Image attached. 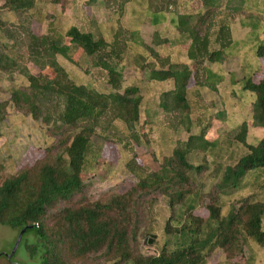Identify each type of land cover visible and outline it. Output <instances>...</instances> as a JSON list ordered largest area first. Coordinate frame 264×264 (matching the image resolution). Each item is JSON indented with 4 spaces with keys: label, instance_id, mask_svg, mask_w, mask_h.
Returning a JSON list of instances; mask_svg holds the SVG:
<instances>
[{
    "label": "trees",
    "instance_id": "trees-1",
    "mask_svg": "<svg viewBox=\"0 0 264 264\" xmlns=\"http://www.w3.org/2000/svg\"><path fill=\"white\" fill-rule=\"evenodd\" d=\"M53 1L60 3L62 0ZM128 1L103 2L107 7L123 10ZM202 1L205 11L181 15L178 25V29L192 40L189 57L195 67L187 63H172L168 68L142 64L148 69L151 80H173L174 88L163 91L159 106L166 111L178 110L183 126L189 132L191 80L215 90L212 83L200 77V73L206 71L203 63L222 62L227 57L224 49L209 50L211 22L222 0ZM164 2L176 4V0H149L154 10L163 8ZM36 3L37 0H4L3 7L23 13L34 9ZM257 14L264 16L263 11ZM4 23L0 13V27ZM252 24L259 30V19L255 18ZM226 29L221 27L220 31ZM28 36L31 60L41 72L31 73L27 67L20 66L16 57L0 48V81L5 74L11 76L17 70L25 75L28 86L13 89L11 102L17 108L27 109L36 120L53 124L59 144L55 153L16 173H5V166L0 161V224L19 232L27 228L24 236L33 232L38 242L27 244L32 255L41 246L42 264H73L67 253L76 259L101 253L109 260L106 264H208L209 256L216 250L236 255L250 242L264 250V182L242 197L233 198L232 202L223 199L253 186V181L245 180L248 175L264 173L262 64L244 78L243 89L256 95L251 119L242 122L235 134L236 141L245 147V151L224 170L216 185L218 192L205 195L202 190L194 189L197 184L194 174L209 170L208 152L219 144L207 136L206 126L198 134L190 133L185 142L174 148L172 155L165 157L159 169L144 171L138 166L133 167L138 181L126 193L105 201L90 202L84 196L87 183L83 174L93 154V137L109 139L99 131H106L116 120L133 128L142 116V89L138 85H126L123 71L128 41L136 34L121 27L114 40L109 42L99 30L72 25L65 33V41L52 33L41 35L29 31ZM140 42L149 47L144 41ZM229 43L230 40L224 39V46ZM79 49L92 67L106 73L103 88L77 83L58 62L57 56L61 55L82 69L72 53ZM256 55L264 59V40L257 46ZM140 59L145 58L140 55ZM6 105L0 103V122L6 117ZM251 126L263 129V135L256 143L248 140ZM193 152L202 154L201 162L192 160ZM150 194L163 196L170 215L163 228L164 241L153 234L156 252L145 255L136 246L140 231L136 222L139 196ZM205 196L209 199L205 203L208 215L201 216L195 212ZM61 203L65 205L55 213V222L49 226L50 210ZM228 204L231 207L224 214Z\"/></svg>",
    "mask_w": 264,
    "mask_h": 264
},
{
    "label": "rangeland",
    "instance_id": "rangeland-1",
    "mask_svg": "<svg viewBox=\"0 0 264 264\" xmlns=\"http://www.w3.org/2000/svg\"><path fill=\"white\" fill-rule=\"evenodd\" d=\"M103 1L62 0L60 3H55L53 0H37L36 7L31 11L16 13L3 7L4 0H0V13L5 21L0 27V48L16 57L21 67H27L31 73L38 74L41 70L31 60L28 48L29 31L41 35L52 33L61 37L63 41L66 38V31L72 25H78L85 30L91 28L98 31L101 27L93 25L90 20L92 16L100 20L107 14L108 10L104 7ZM191 1H193V11L202 7V0ZM240 2L241 0H222L218 9L221 15V22L218 25L228 28L230 22L240 14L248 27H252L255 18L259 19V28L264 31V16L257 14L258 11L264 12V0H247L244 3V10H239L237 14V9L241 8ZM255 4L258 10L255 9ZM111 10L120 11L116 6H113ZM220 32L227 35L228 30ZM222 34L219 35V39L224 40L227 36ZM106 35L110 34L106 33ZM128 37L129 35L126 34V38ZM261 42L263 39L257 38L254 49H251L250 43L243 45L247 51L244 58L248 63L254 62L251 55ZM128 46L124 58L126 63L123 65V68H126L125 84L138 85L142 89L144 96L142 116L140 122L133 128L116 120L106 131H99L107 135L109 139H103L98 135L93 137V154L88 169L83 174V179L87 183L84 196L88 201L95 202L126 193L138 181L137 175L132 171L133 167L138 166V169L143 168L144 171L159 169L165 157L172 155L174 148L185 142L190 133L198 134L206 126L208 127L207 136L219 144L208 152L209 170L194 174V180L197 183L194 189L202 190L205 195L209 192L215 194L219 190L216 185L221 181L224 170L245 151V147L236 141L235 134L239 131L241 123L249 121L252 117L255 93L243 89L244 83H242L238 85V91L230 96L228 87L215 92L192 79L188 93L191 104L189 132L183 126L182 116L178 110L166 111L159 106L161 91L164 87L168 88V83L165 82L164 86L160 87L151 81L142 67V64H146V60H141L140 55L134 57L139 51L150 52L149 48L144 46L137 48L133 47V44ZM238 48L237 41H234L226 52L234 56ZM72 53L82 65V69L65 57L57 56L58 62L66 68L71 77L77 83H87L103 88L106 73L92 67L81 49ZM134 59L138 61L141 68H135V64L131 62ZM44 71L47 72V70ZM246 73H249V67L246 68ZM230 76L235 79L239 77V74H230L222 66L214 70L206 69L200 74L201 78L212 83L211 85L218 90L223 79ZM28 84V79L19 70L11 76L5 74L0 81V103L7 104L6 117L0 122V161L4 164L7 174L19 172L44 159L48 154L55 153L59 144V137L55 133L53 124L36 120L27 109L17 108L11 102V91L15 88L26 89ZM262 135V128L251 126L248 140L256 143ZM191 157L194 162L202 161L201 153L193 152ZM245 180L248 183L253 181L254 185L229 197L224 196L223 199L226 202H232L233 198L236 200L235 198L238 199L254 187L260 186L264 182V173L248 175ZM154 198L156 201H153ZM207 202L209 199L206 198L199 203L195 213L207 216L208 211L205 208ZM64 205L65 203H61L50 210L47 218L49 226L54 224L55 213ZM230 207L229 204L225 207L224 214ZM138 209L139 216L136 224L140 231L136 241L137 249L145 255L154 254L157 247L154 238L164 241L163 228L170 215V209L160 194L139 196ZM19 233L17 229L0 224V264H42V247L39 246L34 255L27 248V244L38 242L33 232L23 237L16 252L12 254ZM67 256L73 264L109 262L101 253L89 254L82 259L71 258L69 253ZM208 264H264V250L254 242H250L244 247L242 253L236 255L216 250L209 256Z\"/></svg>",
    "mask_w": 264,
    "mask_h": 264
},
{
    "label": "crops",
    "instance_id": "crops-1",
    "mask_svg": "<svg viewBox=\"0 0 264 264\" xmlns=\"http://www.w3.org/2000/svg\"><path fill=\"white\" fill-rule=\"evenodd\" d=\"M246 1L247 0L240 2L241 8L237 9V14L239 10H244V3ZM163 4V8L154 10L150 7L149 0H129L123 10L112 11L111 8L113 6L107 7V5L103 3L104 7L108 10L107 14L100 20H98L96 16H92L90 21H92L93 25L101 27L99 31L109 42L114 40L115 33L121 27L129 33L136 34L133 40L128 41V45L131 46L133 44V47L143 48L140 41H144L149 45L147 48H149L150 52L146 50L139 51L136 52L137 54H135L134 57H136V55L144 56L146 63H151L155 68H168L172 63H187L195 67L194 61L189 57L192 40L178 29L179 17L183 14L197 15L198 13H203L205 11L204 5L202 4V7L193 11V1L191 0H176V4L171 3L168 5L166 2ZM220 19L221 15L217 10L213 15L212 25L209 30V50L224 49L227 57L222 62L209 63L205 61L203 66H205V70L219 69L220 66H222L224 70L230 74H239V77L235 79H232L231 76L223 79L220 89L218 90L215 88L214 90L215 92H220L222 88L228 87L230 89L229 95L233 96L235 92L238 91V85L244 83V78L254 69L258 68L260 64H264V59L256 55V50L251 55L254 62L250 63L249 61L248 63L244 58L247 51L243 46L246 43H250L251 49H254L257 38L264 40V31H261V28L255 30L253 24L251 25L252 27H248L245 23L246 21L243 20L239 14L230 22L228 26L229 29L227 28L228 33L225 39L230 40V44L225 47L223 45L224 40L219 39V35H221L220 27L223 26L218 25L221 22ZM195 22L196 21H194V23ZM106 33L110 34L109 36L111 37L107 36ZM234 41H237L239 48L237 54L232 56L228 54L226 50ZM131 62L135 64V68H141L135 59ZM125 63L126 62H124L123 65ZM248 67L249 73H246V68ZM123 71L125 73L126 68H123ZM145 71L149 75L148 69H145ZM151 81L157 83L160 87L164 86L165 82L168 83V88L164 87L161 94L163 91L172 90L174 88V82L171 79L165 81Z\"/></svg>",
    "mask_w": 264,
    "mask_h": 264
},
{
    "label": "water",
    "instance_id": "water-1",
    "mask_svg": "<svg viewBox=\"0 0 264 264\" xmlns=\"http://www.w3.org/2000/svg\"><path fill=\"white\" fill-rule=\"evenodd\" d=\"M26 231H27V228H24V229H22V230L20 231V233H19V235H18V238H17L16 245H15V247H14V250H13V253H12V254H14V253L16 252V250H17V248L19 247L21 241L23 240V237H24V234L26 233ZM10 257H11V255H10Z\"/></svg>",
    "mask_w": 264,
    "mask_h": 264
}]
</instances>
